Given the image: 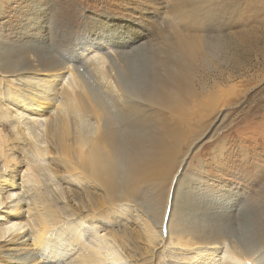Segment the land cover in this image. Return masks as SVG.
<instances>
[{"label": "bare ground", "instance_id": "bare-ground-1", "mask_svg": "<svg viewBox=\"0 0 264 264\" xmlns=\"http://www.w3.org/2000/svg\"><path fill=\"white\" fill-rule=\"evenodd\" d=\"M179 17L175 18L178 23ZM200 27L201 21L197 20L190 27L196 29L192 33L175 30L174 38H166L168 42L163 39L167 43L159 49L160 68L154 71L156 75L150 77L153 81L149 83L125 85L116 75L113 77L103 62H95L92 70L87 69L94 80L92 87L78 70L64 67L52 57L36 55L33 64L18 60L20 68L15 66L16 70L13 66L0 67V84L6 86L4 90L0 87V123H15L16 128L11 136L0 131V253L2 249L12 253L10 257L4 256L8 264H59L61 259L67 261L71 257V264H163L157 258L132 263L124 251L126 242L114 234H97L93 240H87L84 217L71 208L65 191L64 197L55 201L65 200L63 208L74 218L64 220L40 193L36 171L41 168L55 178V169L47 161L56 157L67 182L79 185L87 195L91 219L104 208L134 214L149 250L159 242L162 250L183 251L182 255L190 260H213V254L219 251L217 244L223 242L216 240V228L186 227L182 214L190 208L185 199L181 198L176 208V200L171 199L166 232L156 230L164 221L168 205L169 194L165 195L164 205L162 188L176 176L180 150L184 146L189 150L198 138L201 140L211 115L219 107L215 103L224 102V96L231 91L216 82L210 87L200 84V91L194 87L197 60L217 58L216 53L227 47L224 35L210 38ZM6 99L12 102L11 106H20V112L12 114L14 108L3 102ZM47 126H51L48 132ZM192 133L197 138L193 139ZM21 143L24 146L19 151L25 150L33 161L27 158L25 174L16 178L17 163H12L8 152ZM51 143L54 148H50ZM182 161L181 158L179 163ZM142 187L150 189L149 195L153 197L150 217L136 205ZM87 188L100 191L101 196L95 198ZM18 190L23 194L15 193ZM23 208L31 222L25 219ZM26 227L30 229L27 239L23 235ZM92 228L94 232L99 229L96 225ZM257 243L264 247V228L258 233ZM13 251L21 253L15 255ZM226 254V264H250L247 254L237 248L228 249ZM262 258L264 262V254L260 261Z\"/></svg>", "mask_w": 264, "mask_h": 264}, {"label": "rangeland", "instance_id": "rangeland-1", "mask_svg": "<svg viewBox=\"0 0 264 264\" xmlns=\"http://www.w3.org/2000/svg\"><path fill=\"white\" fill-rule=\"evenodd\" d=\"M180 2L183 3L182 0H0V67L13 66L16 70L20 68V64H16L18 60L33 64L36 55L52 57L50 59L58 60L64 67L78 70L92 87L94 80L88 70L94 68L95 62H103L113 77L116 75L125 85H135L153 81L150 77L156 75L154 71H159L161 63L159 49L166 45L168 37L174 38L173 31L192 33L196 30L190 28L192 23L199 20L198 29L204 35L210 38L224 35L227 47L216 53L217 58L197 60L194 87L200 91V84L210 87L216 82L231 91L224 96V102L215 103L219 107L211 115L201 140L198 138L189 150L185 146L180 150L177 161L181 158L183 161L177 162L180 167L172 183L168 181L162 188L164 205L165 195L169 194L168 205L161 227L156 226V230L164 234L171 199L176 200L174 208L181 204V198L185 199L190 208L182 214L186 227L216 228L219 235L216 240L223 242L217 244L219 251L213 254V260L211 257L205 258L208 261L190 260L182 255L183 251L162 250L159 242L149 250L134 214L104 208L96 212L99 217L95 215V219H91L87 195L79 185L67 182L57 157L47 161L55 169V178L46 170H36L39 191L66 221L74 217L64 210L65 200H55L63 191L67 192L71 208L84 217L87 240H93L97 234H114L118 240L126 242L123 244L125 254L134 263L157 258L163 264H226L223 258L228 249L237 248L247 254L248 263L264 264L263 258L260 261L264 247L257 243L258 233L264 228V0ZM176 16H180V23ZM0 87L3 86L0 84ZM3 102L16 109L12 114L20 112L17 108L20 106H11L12 102L7 99ZM14 125L0 123V131L11 136L16 131ZM50 128L47 126V132ZM192 134L194 139L196 134ZM12 144L16 146L15 141ZM22 146L23 143L8 152L13 157L12 163H17V167H12L16 169V178L25 174V160L33 161L25 150L19 151ZM51 147L54 148L52 143ZM141 189L143 192L141 190L135 199L136 205L150 217L153 197L149 195L150 189ZM86 191L95 198L101 196L98 190L87 188ZM15 193L23 194L22 190ZM27 220L31 222L30 218ZM91 224L99 229L94 232ZM25 229H28L23 233L25 239L30 238L29 227ZM1 252L0 263L8 264L4 256L10 257L12 253L3 249ZM30 255L31 252L28 257ZM71 259H61L59 264H71Z\"/></svg>", "mask_w": 264, "mask_h": 264}]
</instances>
